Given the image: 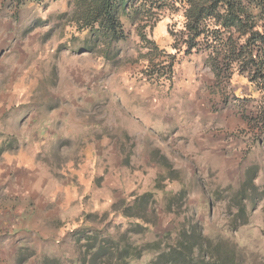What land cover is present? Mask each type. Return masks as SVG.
<instances>
[{"label":"rangeland","instance_id":"rangeland-1","mask_svg":"<svg viewBox=\"0 0 264 264\" xmlns=\"http://www.w3.org/2000/svg\"><path fill=\"white\" fill-rule=\"evenodd\" d=\"M174 4L111 47L78 0H0V264H165L180 234L175 264H264V95Z\"/></svg>","mask_w":264,"mask_h":264},{"label":"trees","instance_id":"trees-1","mask_svg":"<svg viewBox=\"0 0 264 264\" xmlns=\"http://www.w3.org/2000/svg\"><path fill=\"white\" fill-rule=\"evenodd\" d=\"M11 1L21 6L28 0ZM169 1L175 2L174 7L181 10V38L184 43L190 42V50L203 44L213 54L217 53L216 57L223 63L240 65L243 74L250 76L249 80L264 95V0H78L81 11L77 15L76 25L80 31L99 36L103 43L109 41L112 47L127 38L124 18L156 22ZM109 48L103 53L107 57L111 53ZM252 189L258 190L259 186L254 178L248 177L239 190L240 194L243 192V212L246 211L244 201ZM140 197L146 200L145 207H142L145 212L156 203L153 193ZM155 244L141 246L118 242L116 249L121 254L115 262L128 264L130 257L140 258L145 251L154 249ZM185 251L189 259L187 264H196L197 245H190ZM162 257H165V264L181 262V234L170 251L159 254V259ZM156 262L153 261V264Z\"/></svg>","mask_w":264,"mask_h":264}]
</instances>
